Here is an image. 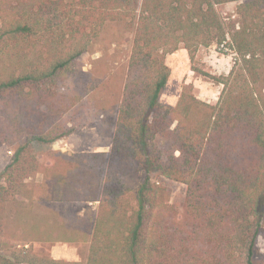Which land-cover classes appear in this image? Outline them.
<instances>
[{
  "label": "trees",
  "instance_id": "1",
  "mask_svg": "<svg viewBox=\"0 0 264 264\" xmlns=\"http://www.w3.org/2000/svg\"><path fill=\"white\" fill-rule=\"evenodd\" d=\"M232 3L234 26L218 10ZM108 25L114 44L129 49L123 88L107 68L73 90L79 59ZM212 47L234 55L227 75L206 70L200 53ZM180 49L197 76L223 87L218 101L184 84L175 106L162 103L167 56ZM90 108L102 118L117 109L110 151L53 150ZM0 143L13 152L0 172V264H81L34 251L37 240H57L59 225L33 216L40 203L98 205L93 219L60 227L67 242L89 240L85 264H264L255 260L264 229V0H0ZM164 181L186 186L181 206Z\"/></svg>",
  "mask_w": 264,
  "mask_h": 264
},
{
  "label": "rangeland",
  "instance_id": "2",
  "mask_svg": "<svg viewBox=\"0 0 264 264\" xmlns=\"http://www.w3.org/2000/svg\"><path fill=\"white\" fill-rule=\"evenodd\" d=\"M235 3L226 4L218 8L222 17L232 26L238 24V17L236 15ZM107 26V32L102 37L100 43L89 53L84 54L78 61L80 70V79L76 80L73 85V90L85 86L88 77L92 76L100 78L103 74L109 71L114 75L119 76L120 91L126 78V65L129 54V49H126L114 44L117 37V28H110ZM118 44V43H117ZM200 56L205 63L206 70L215 76L227 75L233 65V54L224 55L218 48L212 47L208 50H203ZM167 65L171 69V78L167 88L165 89L161 101L163 104L175 106L182 86L184 84H192L195 94L207 102H216L219 99L223 87L206 79L197 76L191 70V63L188 53L184 49H180L174 54L167 56ZM85 75V76H83ZM90 75V76H88ZM108 95V93H106ZM97 98H96V97ZM109 96V95H108ZM95 101L99 104L102 102L99 93L94 92L91 98V104L95 106ZM96 110V111H95ZM117 110V109H116ZM116 110L105 118L101 117L102 113L90 108L87 110V121L77 122L76 132L66 139L60 140L53 145V150L60 151L66 154H76L82 152H109L110 145L113 137L114 124L116 119ZM12 150L5 144L0 143V172L8 165L12 158ZM41 176H38L36 181L40 182ZM171 191V202L176 206H181L186 195V186L183 184L164 181ZM97 204L87 203H40L35 206L33 216L41 217L56 221L59 225H53L54 237L57 240L45 241L37 240L33 243L35 252L41 255H48L57 260L77 262L85 264L86 258L89 253L90 242L84 240L82 236L78 237L79 240L74 242H67V230L60 228L64 221L72 226L75 224L77 218H84L87 221L93 219L97 210ZM8 213L9 220L15 219L14 209L10 208ZM33 219L29 220L30 222ZM18 234L23 233L24 226L15 228ZM41 229H45L44 226ZM89 236V235H88ZM89 238V237H88ZM255 260L258 262L264 261V229L260 233L255 249Z\"/></svg>",
  "mask_w": 264,
  "mask_h": 264
}]
</instances>
